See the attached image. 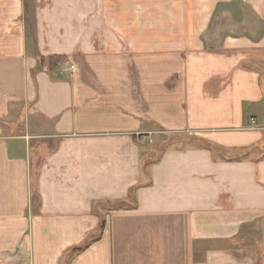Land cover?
<instances>
[{
  "label": "crops",
  "instance_id": "obj_1",
  "mask_svg": "<svg viewBox=\"0 0 264 264\" xmlns=\"http://www.w3.org/2000/svg\"><path fill=\"white\" fill-rule=\"evenodd\" d=\"M262 227L264 0H0V264H264Z\"/></svg>",
  "mask_w": 264,
  "mask_h": 264
},
{
  "label": "rangeland",
  "instance_id": "obj_2",
  "mask_svg": "<svg viewBox=\"0 0 264 264\" xmlns=\"http://www.w3.org/2000/svg\"><path fill=\"white\" fill-rule=\"evenodd\" d=\"M147 146L149 149H147L146 154L144 155V159L148 160L147 163H150L151 161H155L166 149H170V148L203 146V147L212 148L217 152V155L224 154L228 157L230 156V158L238 157L240 155L245 154L244 152H238L237 154L235 153V151L223 152L221 150L216 149L215 146L210 144L205 139L189 134H172V136L171 135L169 136V134L159 133L158 136L154 137L151 140H148ZM251 154L250 152H248V155L246 157H248ZM258 154L259 152L256 151V156H258ZM263 235H264V228L262 227L261 231L256 232V234H253L252 236H255V240H257V238H260L261 240L263 239L262 238ZM252 240L250 241L252 242ZM246 241H247L246 243L248 244L249 241L248 240Z\"/></svg>",
  "mask_w": 264,
  "mask_h": 264
},
{
  "label": "trees",
  "instance_id": "obj_3",
  "mask_svg": "<svg viewBox=\"0 0 264 264\" xmlns=\"http://www.w3.org/2000/svg\"><path fill=\"white\" fill-rule=\"evenodd\" d=\"M63 60H64L63 58H51V59H50L51 69L54 70V68L56 67V64L61 63ZM262 87H263V86H262ZM248 152H250V149L247 150V151H244L245 154L238 156V159H241V158H243V157H246V156L248 155ZM132 192H133V191H132ZM126 206H127V205H125V204H123V203H119V204H116V205L114 206V208H116V209H120V208H124V207H126ZM92 241H93V239H89V240L87 241V243H86L85 246H81L80 248H77L76 251H81V250H83V249H84L87 245H89Z\"/></svg>",
  "mask_w": 264,
  "mask_h": 264
}]
</instances>
